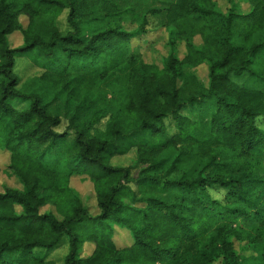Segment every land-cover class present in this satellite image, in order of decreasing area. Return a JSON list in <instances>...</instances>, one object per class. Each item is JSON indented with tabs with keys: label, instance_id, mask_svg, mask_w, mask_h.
<instances>
[{
	"label": "trees",
	"instance_id": "1",
	"mask_svg": "<svg viewBox=\"0 0 264 264\" xmlns=\"http://www.w3.org/2000/svg\"><path fill=\"white\" fill-rule=\"evenodd\" d=\"M159 1L138 15L121 0H0V173L17 183L0 190V264H53L40 252L63 239V264H245L249 250L264 264V0ZM157 18L160 66L132 45ZM24 54L42 64L21 83ZM131 151L132 166L108 164Z\"/></svg>",
	"mask_w": 264,
	"mask_h": 264
},
{
	"label": "rangeland",
	"instance_id": "2",
	"mask_svg": "<svg viewBox=\"0 0 264 264\" xmlns=\"http://www.w3.org/2000/svg\"><path fill=\"white\" fill-rule=\"evenodd\" d=\"M124 4H130L134 8V11L138 15H142L144 10L143 8L147 5L160 7L162 3L159 0H121ZM219 4H222L221 7H224V1L218 0ZM244 8V6H242ZM20 21L23 26L26 25V18L21 17ZM58 26L62 33H64L67 29L65 22V13H63L58 19ZM158 18L157 22L155 19H151L149 29V34L141 41H133L132 45H140V50L145 58V60L149 63H155L156 65H161V59H163L166 55L165 42H166V34L163 30L158 29ZM10 45L13 47H17L21 45V35L16 32L8 37ZM181 51L183 52V47H181ZM32 53V52H31ZM16 67L14 69V74L20 78L21 83H24L29 78L39 75L41 73V69L39 65L42 64L41 58H35L34 54H24L23 56H17ZM206 67L200 66L197 69V74L202 81H206ZM250 85L254 87H258L256 83L252 82ZM260 87V86H259ZM66 122L63 120L62 124L56 129L57 132L65 131ZM103 125L100 129H102ZM73 139L72 132L69 133L68 141L71 142ZM57 153H50L45 158V163L47 166L51 167L57 172L58 182L63 183L66 177V169L64 166L63 159ZM135 161V153L134 151L129 152L125 156H115L111 158L108 164L112 167H127L132 166ZM193 162V161H192ZM9 163L8 154L5 151H0V169L3 170L7 167ZM194 163V162H193ZM133 176H136V170L133 171ZM2 185L8 187H16L17 183L14 178H7L3 173H0V190L2 189ZM71 188L78 192L81 196L83 204L88 207L89 212L94 215L97 213L96 207V199L93 191L92 184H90L86 179L80 177H74L72 179V183L70 184ZM214 196H220V194L212 191ZM48 207H45L47 209ZM114 241L119 247L129 246L131 243L130 236L125 230L116 229V234L114 236ZM92 245L85 244L83 248V256L89 254L92 250ZM235 247L238 248L237 244ZM68 251L67 240H62V245L50 250V251H41L40 256L44 257L46 261H50L53 264H63V259L66 256ZM242 256L245 261H248L245 264H253L252 259L256 257V253L254 250L244 251L242 252Z\"/></svg>",
	"mask_w": 264,
	"mask_h": 264
}]
</instances>
